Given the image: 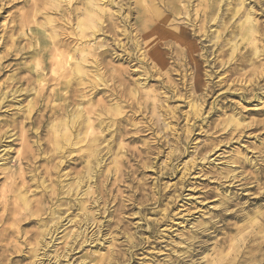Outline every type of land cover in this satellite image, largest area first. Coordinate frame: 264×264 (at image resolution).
I'll return each mask as SVG.
<instances>
[{
  "label": "rangeland",
  "instance_id": "rangeland-1",
  "mask_svg": "<svg viewBox=\"0 0 264 264\" xmlns=\"http://www.w3.org/2000/svg\"><path fill=\"white\" fill-rule=\"evenodd\" d=\"M44 1L0 0V264H57L59 258L60 264H84V259L86 264H210L214 257L222 258L215 264H244L245 258L250 264H264V242L262 252L256 247L264 241V229L255 223V214L264 211V51L256 55L248 44L234 52L224 44L215 51L212 22L206 43L211 46L209 57L202 69L210 77L195 80L198 73L183 65L185 57L161 46L165 64L146 78L142 67L149 69L153 62L129 63L122 47L116 49L107 33L97 32L94 45L110 50L103 56L105 80L90 88L78 83L72 87L88 92L82 107L98 110L119 104L122 111L103 116L119 122L110 130L114 143L101 144V163L88 181L86 164L79 158L84 152L75 147L86 149L85 141L71 147L72 152L47 158L55 147L52 121L59 119L54 108L65 104L56 91L65 85L55 79L52 55L45 49L54 50L56 42L68 38L62 34L71 30L62 26L59 12L45 15L49 9H41ZM130 1L134 5L136 0ZM227 1L222 3L225 12ZM256 2L246 1L247 7H254L264 45V5ZM197 3L191 0V13ZM113 5L104 25L120 23L118 30L127 31L117 39L124 43L138 12L128 4L121 11ZM48 16L54 22H48ZM175 16L168 29L185 26L179 21L184 14ZM36 22L56 34L46 48L33 33ZM221 32L225 39L230 37L224 28ZM247 50L248 57L240 59ZM39 75L45 79L42 84ZM231 119H238L240 126L234 128ZM118 152L122 157L115 160ZM62 160L66 165L58 167ZM81 177V189L58 198H84L87 211L94 214L87 226L89 241L77 245L71 257L63 256L71 239L60 237L78 229L64 220L48 257L40 249L36 258L31 250L37 240L40 246L44 234L50 240L42 225L48 207L65 210V216L72 212L73 219L81 214L76 207L68 211L70 204L60 206L61 200L47 201V187L58 189L56 181L62 180L63 191L69 182L76 188ZM21 194L28 195L27 201L19 198ZM85 227L82 224L80 230Z\"/></svg>",
  "mask_w": 264,
  "mask_h": 264
},
{
  "label": "bare ground",
  "instance_id": "bare-ground-1",
  "mask_svg": "<svg viewBox=\"0 0 264 264\" xmlns=\"http://www.w3.org/2000/svg\"><path fill=\"white\" fill-rule=\"evenodd\" d=\"M120 1H123L124 5L128 4L129 10H137L138 12L137 20L131 26L133 30H136V34H134L133 30L128 31L127 38L129 41L124 43H122L120 39H117L122 32L127 31L126 29H123L122 32L118 30L120 23H114L112 26H110L109 23L106 26L104 25L110 18L108 16L111 14L108 7H111L114 3L116 9L122 10L123 4H119L118 0H45L43 5L41 4V9H49L46 11L45 15L50 14V12H59V15H61L63 19L62 26L70 27L71 30L70 33L62 34L63 36L67 34L68 38H65L64 41H59L60 43L56 42L57 44L54 45V50L52 48L51 50L45 49L48 55H52L50 58L53 66L52 72L56 74L55 79L58 80V84L65 85L63 90L56 91L58 99L65 102V104L54 108L55 110L58 109L56 116L59 119L57 121L56 119L52 121L53 125L51 130L54 131L51 142L55 147L51 148V154L48 155L47 158L51 160L54 155L62 153L63 150L69 149V151L72 152L74 150L71 147L78 145L81 140L85 141L87 143L86 149L81 146L75 147L79 153L81 151L84 152V154L79 155V158L86 164L88 181L91 180L90 176L93 170L101 163V144L103 142H109V144L114 143L115 134L114 136L111 135L112 132L110 130L114 124L119 122L116 121L115 118H111L107 121L103 116L108 114L119 115V112L122 111V106L119 104L109 108L108 106L101 107L98 110L94 108L92 110V108L88 107L85 108L86 106L82 107L85 102L83 98L88 96V92L86 94V92L79 91L80 89L78 87H72L74 83H78L79 85H88V88H90L95 83L97 84L99 81L105 80V71H102V64L105 55L107 56L110 50H99L101 46L96 47L94 45L98 38L97 32L102 31L107 33L105 37L109 36V38H111L113 44L116 45V49L122 47L123 52L127 55L126 59L129 63L136 60L138 63H147V65L150 66V63L153 62L154 65L149 67V69L142 67L146 78L159 73L157 66L165 64L164 56L161 51L158 50L161 46H164V48L168 49L171 53L176 52L179 53L180 56H184L186 60L183 65H191L198 73L195 80H200L201 75L210 77V72L202 74V69L209 57L208 49L211 46L206 45V43L208 42V28L212 22H214L216 28L213 39L214 46L216 47L215 51L224 44L232 46L233 52L235 49L244 47L245 44L251 46L256 55L264 51V45L260 44V42L263 41L261 37L258 36V34H261L260 24L254 18V7L250 5L247 7V0H228L227 2H229L230 7L227 8L226 12L223 10L222 6V3L226 0H198V3L195 4L196 9H194L193 13H191L189 9L191 0H136L134 5L130 0ZM256 5L262 7V5H264V0H257ZM36 8L40 9L38 6ZM262 10H264V8ZM129 13L121 20L123 25L126 24V18L129 17ZM175 14H178V17L184 14L181 19H178L179 21H183L182 24L185 26H174L168 29L172 21L177 20ZM47 21L50 23L54 22L53 17L48 16ZM223 28L230 36L227 39H225L224 33L221 32ZM47 32L48 28L44 23L36 22L33 33L36 35L35 37H39V42L41 41L40 43L43 44L42 48H46L51 42L53 43L52 38L56 36V34H53V31ZM191 38L197 41H189ZM135 49L138 50L137 53L132 51ZM240 54L239 58L242 59L248 57L249 51L247 50L244 54ZM97 67H99V69H97ZM141 75L137 80H141ZM38 80L40 83L45 82L42 75H39ZM84 80L88 81L84 82ZM139 83L141 84L140 81ZM132 90H134V96H137L139 88L135 87ZM17 91H19V88L15 89V92ZM62 91H64V94ZM37 93V96L41 95L40 90H38ZM67 100H69V102H66ZM88 101L90 102V99H88ZM90 103L92 104L91 106H94L92 102ZM70 105L72 107L71 109L68 108ZM92 113H94L93 116ZM229 122L235 123L234 128L240 126L238 119H231ZM96 130L99 131L98 134L95 132ZM106 131H108L107 134ZM108 136L110 137L107 138ZM121 157L120 152L115 154V160H120ZM247 162H250V160L248 159ZM62 164L66 165V162L62 160L57 166L59 167V165L61 166ZM54 169H57L56 166L55 168L53 167V170ZM65 176H67V174ZM83 182L84 177L77 179L76 188H73V183L69 182L67 183L68 189H65V191H63L65 185L60 184L62 180L56 181L58 189H53L50 186L47 187L48 189L45 195L47 201L48 199L49 202L61 200L60 206L63 204H70L68 211L76 207V209L81 210V214L79 218L75 215L76 217L74 216L73 219L72 212H69L68 215L65 216V210L59 208L51 209V207H48L50 211L48 212L47 219L43 221L42 225L45 227L44 230L48 231L50 234V240L46 241L45 234L44 238H42V240L45 239L43 240V246L42 244L40 246V240H37L38 245L31 250L34 252L36 258L40 256L37 253L40 249H44L42 254L44 257H48L47 252L50 250V243L58 239V232L60 228L65 225L63 224L64 220L74 223L72 228L76 226L78 229L75 230L71 228V231H68V233L66 232L60 237V239L64 241L71 239L64 246V249L67 248V251L64 253L67 254V256H63L71 257L77 245L84 246L85 242L89 241V233H87L89 228L87 226L90 224L92 225L94 214L87 211L88 206L84 198L70 199V202L63 200L64 198H58L59 195L64 194L72 196L70 193H76L74 189H81ZM50 191L52 195L49 194ZM19 198L27 201L28 195L21 194ZM71 202L74 203L71 204ZM255 217L256 228L260 227V230L263 231L264 211L256 213ZM82 224H86L83 231L80 230ZM67 228L69 227H66L64 230ZM263 242L264 241H261L259 243L261 246L256 245V247H259L257 248L259 251L263 249ZM69 250L71 251L70 253ZM61 259L63 258L57 260V264L62 262ZM246 259L249 260L245 258L242 263L250 264L246 262ZM221 262L222 258L214 257L210 261V264ZM82 263L86 264V260L84 259Z\"/></svg>",
  "mask_w": 264,
  "mask_h": 264
}]
</instances>
